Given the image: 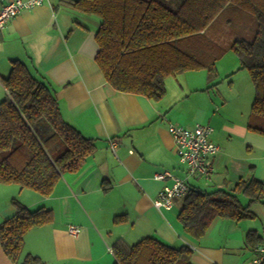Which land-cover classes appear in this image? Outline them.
<instances>
[{
	"label": "crops",
	"instance_id": "crops-1",
	"mask_svg": "<svg viewBox=\"0 0 264 264\" xmlns=\"http://www.w3.org/2000/svg\"><path fill=\"white\" fill-rule=\"evenodd\" d=\"M11 1L0 0V9ZM161 1L169 6L176 2ZM99 24L98 17L47 0L21 11L0 31V102L7 98L2 80L11 61H20L49 84L63 121L95 143L77 171L60 175L49 197L0 184V224L15 214L12 200L52 213L49 224L25 234L20 261L31 255L40 264H113L116 241L133 245L155 237L173 247H190L193 264H252L254 249L264 246V196L248 206L247 198L238 194L252 218H214L204 235L193 239L177 218L184 197L168 210L153 206L160 190L172 183L153 176L169 172L208 193L231 192L240 178L264 183V137L248 132L246 122L233 128L227 116L225 124L210 126L214 116L208 117L209 110L222 115L225 102L209 95L203 70L168 77L159 101L113 90L94 61ZM170 124L212 129L210 140L220 151L210 159L208 180L187 177L167 130ZM70 226L78 232L70 233ZM248 232L260 237L258 244L246 242ZM0 263L8 264L3 258Z\"/></svg>",
	"mask_w": 264,
	"mask_h": 264
},
{
	"label": "trees",
	"instance_id": "trees-1",
	"mask_svg": "<svg viewBox=\"0 0 264 264\" xmlns=\"http://www.w3.org/2000/svg\"><path fill=\"white\" fill-rule=\"evenodd\" d=\"M60 1L99 18L94 61L116 92L159 101L165 95L168 77L200 70L205 72L210 89L218 77L216 63L228 51L233 52L238 70L249 73L254 90L246 129L264 137V0H176L174 6L161 0ZM233 7L254 17V35L235 38L224 48L205 31L222 16L223 9ZM2 85L7 98L0 102V184L49 197L60 175L77 171L93 153L95 143L63 121L49 84L35 78L22 62L11 61ZM238 194L247 198L248 206L261 202L264 183L240 178L231 192L190 188L177 216L184 233L199 239L214 218H252L248 206L238 201ZM12 205L15 214L0 224V249L12 264H40L31 255L20 261L24 236L32 228L49 224L52 213L42 207L30 210L15 200ZM259 239L255 232L245 236L251 245ZM112 253L113 264H193L190 247H173L155 237L133 245L118 240Z\"/></svg>",
	"mask_w": 264,
	"mask_h": 264
},
{
	"label": "rangeland",
	"instance_id": "rangeland-1",
	"mask_svg": "<svg viewBox=\"0 0 264 264\" xmlns=\"http://www.w3.org/2000/svg\"><path fill=\"white\" fill-rule=\"evenodd\" d=\"M239 11V9L234 7L223 9L221 12L222 16L216 17L207 27L205 31L206 36L224 48H228L235 38H252L255 30L253 23L255 19L252 15ZM238 14L241 17L237 18ZM225 17L228 19L224 20ZM216 66L218 77L216 85L210 88L209 95L215 97L221 103L225 102V109H223L222 115L218 113V109L215 111L209 110L208 117L214 116L213 123L210 126L214 127L217 125L218 127L225 124V116L229 118L228 122H230L233 128L236 125L244 126L249 117L254 97L249 73L246 70H238V59L231 51H228ZM228 131L233 133V129H229ZM239 199L246 201L241 197ZM0 258L5 259L8 264L11 263L4 256L1 249Z\"/></svg>",
	"mask_w": 264,
	"mask_h": 264
},
{
	"label": "built area",
	"instance_id": "built-area-1",
	"mask_svg": "<svg viewBox=\"0 0 264 264\" xmlns=\"http://www.w3.org/2000/svg\"><path fill=\"white\" fill-rule=\"evenodd\" d=\"M46 1L14 0L7 3L0 9V31L21 11L31 10ZM167 130L172 138L178 162L184 166L187 177L208 180L212 171L210 159L220 151L219 147L210 140L212 129L201 124H197L192 128L170 124ZM111 146H114V143ZM153 179L156 181H166L168 179L172 181L170 186H164L160 190L153 201V206L156 209H170L174 200L182 199L190 191L185 179L177 178L169 172L156 173ZM68 231L72 234L78 232L74 226H70ZM252 264H264V246H258L254 249Z\"/></svg>",
	"mask_w": 264,
	"mask_h": 264
}]
</instances>
